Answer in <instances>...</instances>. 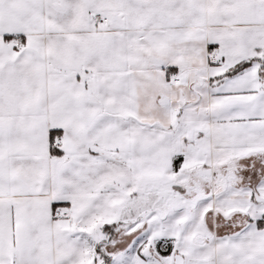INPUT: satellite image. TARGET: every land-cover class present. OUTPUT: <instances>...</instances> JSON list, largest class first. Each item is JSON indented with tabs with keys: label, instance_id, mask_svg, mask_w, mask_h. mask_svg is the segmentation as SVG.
<instances>
[{
	"label": "snow or ice",
	"instance_id": "obj_1",
	"mask_svg": "<svg viewBox=\"0 0 264 264\" xmlns=\"http://www.w3.org/2000/svg\"><path fill=\"white\" fill-rule=\"evenodd\" d=\"M0 264H264V0H0Z\"/></svg>",
	"mask_w": 264,
	"mask_h": 264
}]
</instances>
